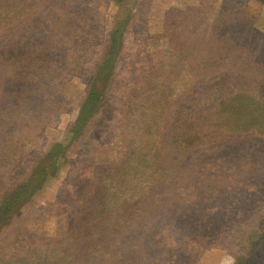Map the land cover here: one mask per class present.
I'll return each mask as SVG.
<instances>
[{
	"label": "rangeland",
	"instance_id": "obj_1",
	"mask_svg": "<svg viewBox=\"0 0 264 264\" xmlns=\"http://www.w3.org/2000/svg\"><path fill=\"white\" fill-rule=\"evenodd\" d=\"M31 1L0 27V264H264V0Z\"/></svg>",
	"mask_w": 264,
	"mask_h": 264
},
{
	"label": "trees",
	"instance_id": "obj_2",
	"mask_svg": "<svg viewBox=\"0 0 264 264\" xmlns=\"http://www.w3.org/2000/svg\"><path fill=\"white\" fill-rule=\"evenodd\" d=\"M16 1L17 0H0V27H2L1 23L6 20L7 13H5L6 12L5 9L10 7L9 8L10 9V13L9 14L10 15L14 14V12L11 11V10L12 9L15 10V8L18 7L19 4L17 5ZM31 2H32L31 0H28L29 4L26 3V5L29 6ZM19 3H20V0H19ZM50 3H51V1L48 0L47 1V5H49ZM17 27H18V24H17ZM53 35L54 34H51V35L47 36V38H48V40L50 42L48 46H50V47H52V45L55 44V42L53 40V37H52ZM15 48H16L15 50L10 51V49H7L5 47L3 48L2 46H0V52H1L0 53L1 54L0 55V62H3V60L9 61L10 57H11L9 54L17 52L18 51V45ZM29 48L31 49L33 47H29ZM8 51H10V52H8ZM32 57L33 56H31L30 58H32ZM15 68H17V67H15ZM0 83H2L1 80H0ZM5 83L7 85H11L13 87H15V86L19 87V80L17 82V81H14L13 79L11 81H8V79H6ZM2 84H0V85H2ZM0 92H1V94H12V96H14L16 91H15V89H12L11 87L7 86V87L2 88L0 90ZM33 92H34V90H33ZM2 97L3 96H0V101L2 100L1 99ZM176 190H179V189L176 188ZM128 203H129V201H122L121 204L123 206H125ZM182 204H184V203H182V201H180V199H179V201H178V199H174L169 205H171L170 206L171 211L174 210L176 212L177 209L179 207H181ZM181 209H182V207H181ZM101 222H102L103 225H105L107 227L112 226V228H110V229H108V231H106L108 235L111 233L110 231H113V230L115 231V225L120 223L119 220H116V219H114L112 221L110 219H107V220L101 219ZM258 226L261 227L262 238H264V220H261ZM118 231L120 233H122V234L119 237H117L116 239H124L123 242H122L123 244H124L125 239H127V240L128 239L129 240H135V239H133V237H135V236L137 237L138 236V234L133 232V230H131V232L129 231L128 233L127 232H123L122 230H118ZM255 234H256L255 232H251L250 240H251L252 236L255 235ZM256 238H257L258 241L261 240V237L260 238L258 237V233L256 234ZM140 240L141 239L139 238V241ZM133 242L134 241H132V243ZM148 244L149 243L147 241H145V243H143L141 241V242H139L137 244L131 245V247L128 249L129 251H127L125 257L122 258V260L123 259H128V261H130L131 264H165L166 262L165 263L162 262V257L160 258V254L163 251L162 248H161V243L157 242V245H154V243H153V244H151V246H148ZM187 244H192V243L187 242ZM103 245L101 244V250H100L99 253L102 252ZM60 263L62 264L63 262H60ZM175 263L179 264V262H175ZM169 264H174V263H169Z\"/></svg>",
	"mask_w": 264,
	"mask_h": 264
}]
</instances>
